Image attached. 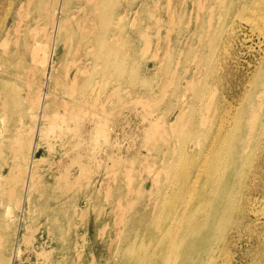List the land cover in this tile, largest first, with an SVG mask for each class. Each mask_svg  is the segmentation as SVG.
<instances>
[{"label": "rangeland", "instance_id": "374dc122", "mask_svg": "<svg viewBox=\"0 0 264 264\" xmlns=\"http://www.w3.org/2000/svg\"><path fill=\"white\" fill-rule=\"evenodd\" d=\"M26 1L0 0V41L9 38L14 42L23 37L27 38L28 44L35 45L29 58L26 50L21 57L17 46L11 45L14 56L6 60L1 55L0 76L12 70L14 61L20 57L29 64L28 80L32 86L27 89L21 79L15 78L11 79L13 84L10 85L19 88L18 102L24 103L25 119L28 116L32 119L31 111L38 107L41 93L48 89L46 78L51 77L56 83L49 88V96L41 97L40 113L46 111L51 99H55L56 113L64 120L61 123L62 139L58 141L57 133L58 140L55 139L54 150L49 155L39 139H33L22 150L27 160L32 157L33 148L37 149L34 157L43 158L33 169L37 178H31V181L25 178L24 183L46 181L47 187L42 188L47 196L44 192L41 194L49 198L46 202L35 204L32 200L29 203L26 194L20 199L6 198L2 184L3 178L10 174L11 164L6 158L8 152L0 153V249L3 252L0 256L5 264H106L110 233L118 229L119 203L115 196H105L108 187L103 184L109 186L107 190L112 194L128 195L132 203L138 199L141 202L138 185L150 182L151 188L156 189L159 183L168 180V175L161 174L157 182L147 173L133 175L117 167L108 153H117L118 148L106 145L104 131L110 127H123L125 132L120 136L121 142L124 139L134 146L140 140L142 135L129 131L130 126L140 121L138 113L143 110L137 112L134 101L145 99L146 108L150 106L149 113L155 109L158 112L174 100L182 89L179 77L182 76L184 58L179 59L180 52L174 49L171 53L169 48L186 26L191 29L200 20L193 9L189 25L185 19L188 14H184L185 20L179 24L183 11L178 10L179 21L174 29L169 26L171 5L173 2L184 4V0H87V14L81 21V14L75 9L76 3L83 0H44V6L37 0L28 8L19 9L20 2ZM188 1L186 6L192 2ZM177 3H174L176 7ZM36 26L39 30L33 37L29 32ZM95 29L97 34L93 33ZM235 30L231 39L229 26L223 25V36L214 57L200 75L210 94L207 93V97L213 96V100L220 101L217 119L212 125L215 134L226 126H235L244 135L243 118L259 110L256 94L264 88V51L258 48L257 37L250 35L245 23ZM193 37L197 39V31ZM50 47L58 55L55 68L47 71L46 50ZM37 48L39 52H36ZM25 96L29 98L25 99ZM199 109L198 102L192 110L198 112ZM260 112L263 114L261 130L259 126L251 143L262 146L264 98ZM75 122L81 124V133H90V139L85 143H78L71 130ZM2 128L0 121V132ZM11 141L13 139L9 143ZM208 143L204 140L200 147H206ZM192 147L195 151L200 149L194 141ZM250 154L247 150L246 159L236 168L241 174V201L250 184L257 185L251 197L255 214L239 220V234L231 240L229 257L238 264L241 261L251 263L250 256L253 258L257 252L262 255L256 263H264V157L261 160L255 151L248 160ZM226 156L232 157V151L229 150ZM27 160L21 159L19 168L23 167L28 176H32L31 163L27 164ZM67 186L69 190L63 199H53V195ZM92 189L95 193L100 189L101 192L94 194L97 198L91 200ZM86 206L88 209L83 210ZM52 209H56L57 219L62 224V241L54 237L48 226V222H52ZM181 210V204H176L172 212ZM15 233L17 239H14ZM42 248L45 249L42 255H37Z\"/></svg>", "mask_w": 264, "mask_h": 264}, {"label": "bare ground", "instance_id": "6f19581e", "mask_svg": "<svg viewBox=\"0 0 264 264\" xmlns=\"http://www.w3.org/2000/svg\"><path fill=\"white\" fill-rule=\"evenodd\" d=\"M34 1L37 0L20 2L19 9L28 8ZM86 1L76 3L78 7L75 10L81 14L79 21L87 14ZM209 1L190 0L191 3L186 6L185 2L189 1L184 0V4L173 2L171 5L169 26L172 29L179 21L178 10L183 11L179 24L186 19L188 23L186 25H189L193 9L196 18L200 20L191 29L186 26L185 31L177 36L169 48L171 53L174 49L180 52L179 59L184 58L182 76L179 77L182 89L174 100L158 112H156L158 109H155L148 113L150 106L146 108L148 105L146 100L135 99L137 112L143 110L138 113L140 121L129 127L130 132L142 135L134 146L124 139L121 142L120 136L125 132L123 127L102 130L107 135L106 145L118 148L117 153H108L112 159L107 154V158L113 160L117 167L132 172L133 175L147 173L157 182L161 174L168 175V180L159 183L156 189L151 188L150 182H141L138 185L141 202H138V199L132 203L128 195H120L117 192L112 194L107 190L109 186L103 184L105 188L108 187L105 189L107 191L104 193L105 196L113 195L117 198L113 199L119 203V214L116 216L118 229L110 233L106 264H238L229 257L231 240L239 234L238 229L241 226L239 220H246L249 215L255 214L251 197L257 185L250 184L241 201L242 190L239 185L241 174L236 168L246 159L247 150L251 153L248 160L255 151H258L263 160L264 145L261 146L260 143L254 145L251 141L259 126L261 130L263 114L260 109L264 88L256 94L259 110L243 118L244 135L240 134L235 126H226L215 134L212 133V125L217 119L220 101L217 98L213 100V96L207 97L209 91L203 85L200 75L208 68L214 57L223 36L224 24L230 28L231 39L235 36V27L247 24L251 31L250 35L258 39V48L264 51V0H213L212 3ZM174 3H177V7ZM38 4L44 6L45 1L38 0ZM184 14H188L185 19ZM38 30L36 26L29 33L34 37ZM196 31L195 40L196 37L193 35ZM93 33L97 34V30L95 29ZM27 44V38L23 37L14 39V42L9 38L0 41V58L3 55L2 58L10 60L14 56L11 45L17 46L21 57L26 50V56L29 58L35 45ZM39 51L37 48L36 52ZM57 55V51H53L51 47L46 50L47 71L55 68ZM21 57L14 61L15 66H12V70L0 76V121L3 126L0 132V153L8 152L6 158L11 164L10 174L3 178L2 186L4 192H7L8 200L20 199L26 194V201L30 203L33 200L38 204L40 201L49 200L46 199L47 193L42 188L47 187L44 184L46 181H40L38 178L39 183L33 181L25 184L24 179L30 178L31 181V178H37V174H33V169L43 158H35L37 149L33 148L32 157L27 160L22 150L33 139H39L44 144L46 154L49 155L54 150L58 134L60 140H57L62 139L61 123L64 119L56 113L55 99H51L48 106L46 105V111L40 113L39 106L43 101L41 97L49 96L51 94L49 88L56 83L51 77L46 78L48 89L41 93L38 107L31 111L32 119H29V116L25 119L24 103L18 102V98L21 97L19 88L10 86L13 84L12 78L21 79L27 89L32 86L28 80L31 74L29 64L26 65ZM262 84L264 85V82ZM26 98L29 97L25 96ZM198 102L200 109L194 112L192 109ZM80 127L81 124L76 122L71 125L72 132L81 144L90 139V133L88 131L81 133ZM91 130L92 127L89 131ZM11 139L13 141L9 143ZM204 140L209 141L208 145L200 147ZM193 141L196 142L197 149L200 147L199 150L195 151L196 149L192 147ZM229 150L232 151V157L226 156ZM21 159L27 160V164L31 163L32 176H28L27 170L23 167L19 168ZM3 163L7 166L5 157ZM260 180H263L261 176ZM68 190L69 186L62 188L57 195L52 196L53 199H63ZM100 190H96V193L101 192ZM43 192L46 196L41 195ZM96 193L94 189L90 191L91 200L97 198V195H94ZM176 204H181L182 210L173 213L172 209ZM88 207H84L83 210ZM83 210L82 213L85 212ZM50 218L52 222H48V226L52 228V234L59 238V241L64 240V237H61L62 224L57 219L56 209H52ZM17 237L15 233L14 239ZM40 250L37 253L39 256L45 249ZM2 254L0 249V255ZM261 255V252H257L252 255L253 258L250 256L251 263L241 261L239 264H259L256 262ZM0 264H5L1 256Z\"/></svg>", "mask_w": 264, "mask_h": 264}]
</instances>
